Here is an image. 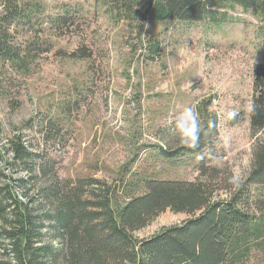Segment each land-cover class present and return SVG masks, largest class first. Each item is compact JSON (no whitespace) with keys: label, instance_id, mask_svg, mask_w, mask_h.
<instances>
[{"label":"rangeland","instance_id":"obj_1","mask_svg":"<svg viewBox=\"0 0 264 264\" xmlns=\"http://www.w3.org/2000/svg\"><path fill=\"white\" fill-rule=\"evenodd\" d=\"M38 1L43 17L66 12L79 22L54 38L52 51L31 71L0 65V170L30 177L27 195L38 210L45 207L36 193L51 178L94 177L105 187L121 181V203L130 189L144 192L143 177L195 181L202 172L211 174L214 200L227 197L224 187L246 183L255 142L253 66L264 62V38L253 15L234 7L216 22L128 21L100 0ZM151 43L157 45L152 57ZM81 47L90 57L72 59ZM187 109L199 126L180 123L188 137L182 140L177 123ZM12 135L36 153L31 171L7 164ZM187 145L198 151H176ZM187 217L167 209L133 235L145 239ZM249 264H264V255Z\"/></svg>","mask_w":264,"mask_h":264},{"label":"trees","instance_id":"obj_2","mask_svg":"<svg viewBox=\"0 0 264 264\" xmlns=\"http://www.w3.org/2000/svg\"><path fill=\"white\" fill-rule=\"evenodd\" d=\"M2 1L0 65L21 74L52 51L54 38L76 30L79 24L76 15L66 12L43 17L38 0ZM100 2L121 20L152 22H216L226 10L240 7L259 21L258 32L264 38V0ZM149 52L150 57L157 53L155 43L149 45ZM88 53L81 47L70 57L88 58ZM252 92L251 165L245 184L237 190L232 185L224 187L226 198L213 199L214 176L203 172L195 181L140 178L144 192L134 195L130 189L125 203L118 195L119 188L123 194L121 181L117 187H105L94 177L64 182L51 178L36 193L37 204L45 207L40 211L27 195L30 177L9 176L0 170V264H249L256 255H264V62L253 66ZM8 143L7 164L31 171L36 153L20 135H12ZM198 147L187 145L176 151L196 153ZM167 209L188 217L145 239L133 235Z\"/></svg>","mask_w":264,"mask_h":264},{"label":"clouds","instance_id":"obj_3","mask_svg":"<svg viewBox=\"0 0 264 264\" xmlns=\"http://www.w3.org/2000/svg\"><path fill=\"white\" fill-rule=\"evenodd\" d=\"M232 115H234V113ZM185 120H188L190 122V124L196 128H198V126H199L198 125V117L196 116L195 112L191 109L185 110V112L182 114L181 120L177 123V131L179 132L182 140L188 139V137H186L184 135V130L179 127V124L183 123Z\"/></svg>","mask_w":264,"mask_h":264},{"label":"bare ground","instance_id":"obj_4","mask_svg":"<svg viewBox=\"0 0 264 264\" xmlns=\"http://www.w3.org/2000/svg\"><path fill=\"white\" fill-rule=\"evenodd\" d=\"M227 4H228V3H227ZM232 4H233V3H231V4L229 3V5H232ZM234 4H235V3H234ZM225 5H226V4H225ZM109 9H110V8H109ZM210 9H213V8H210ZM218 10H219V9H218ZM221 10H222V9H221ZM244 10H245V9H244ZM111 11H112V10H111ZM214 11H216V10H213V12H214ZM119 12H120V11H119ZM116 13L118 14V12H116ZM217 13H218V12H217ZM217 13H215V14H217ZM211 14H212V11H211ZM213 15H214V14H213ZM72 19H73V18H72ZM72 22H73V21H72ZM197 151H198V150H197ZM147 180H148V179H147ZM152 180H153V179H152ZM142 182H143V181H142ZM143 183H144V182H143ZM143 183H142V184H143ZM121 207H122V206H121ZM121 207H120V208H121ZM158 234H159V233H158Z\"/></svg>","mask_w":264,"mask_h":264}]
</instances>
